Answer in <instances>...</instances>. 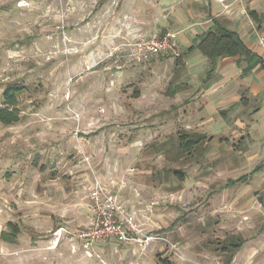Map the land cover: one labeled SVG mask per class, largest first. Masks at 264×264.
Wrapping results in <instances>:
<instances>
[{
  "label": "rangeland",
  "instance_id": "obj_1",
  "mask_svg": "<svg viewBox=\"0 0 264 264\" xmlns=\"http://www.w3.org/2000/svg\"><path fill=\"white\" fill-rule=\"evenodd\" d=\"M102 2L0 0V109L5 91L23 89L16 96L20 121L0 124V264H159L157 255L172 264H216L189 253L205 246L218 254V241L234 228L217 233L224 219H264L263 177L253 181L257 189L251 182L225 189L227 180L264 162L238 161L229 144L213 145L200 161L177 157L185 119L167 93L182 71L138 65L132 45L141 41L104 51L92 23ZM119 164L124 173L114 171ZM96 181L117 201L135 183L140 197L146 188L145 200L164 215L151 231L135 218L144 231L133 237L150 241L86 248L79 234L94 218ZM119 203L133 215L130 204ZM247 203L250 210L242 209ZM192 214L196 220L205 215L206 227L190 229ZM10 224L18 229L16 238ZM197 233L209 237L198 244Z\"/></svg>",
  "mask_w": 264,
  "mask_h": 264
},
{
  "label": "crops",
  "instance_id": "obj_2",
  "mask_svg": "<svg viewBox=\"0 0 264 264\" xmlns=\"http://www.w3.org/2000/svg\"><path fill=\"white\" fill-rule=\"evenodd\" d=\"M79 18L83 19V14ZM92 23L97 33L96 42L104 44V51L120 46L125 48L130 43L167 33H178L176 39L180 57L163 56L147 63L154 62V69H159L162 65L170 69L174 67V74L182 71L181 77L173 84L170 80V91L167 93L169 98L180 103V118L185 119V131L179 137L183 135L187 140L200 142L197 145L198 151L193 154L199 161L204 158V151L213 145L221 148L222 144H229L235 150L231 152V156L238 161L250 165L252 162H264V0H104L99 15L94 17ZM217 29L237 34L245 48L256 57H221L216 64V71L209 77L210 61L199 51L198 46L204 36ZM162 58L168 59L167 62L161 63ZM240 60L241 65L238 66ZM219 158L221 163L225 162L223 154H219ZM123 167L124 164H119L114 171L124 173ZM257 168L262 169L251 175ZM247 175L251 177L246 182L227 186L229 181H237ZM257 177H263L260 188L253 183ZM116 180L120 181L121 177ZM249 182L264 193V163L235 179L227 180L225 189H237L241 184ZM137 186L140 187L135 183L118 199L125 205L130 204L132 208L129 209L140 224L147 230H154V226H159V214H164L158 213V209L151 208L147 203L146 188L143 197L134 194ZM152 193L154 195L155 187ZM250 204L247 203L242 209L250 210ZM194 214L189 216V228L194 229L196 225L206 227V216H200L201 219L196 220ZM246 215L247 218L237 219L234 224L224 219L220 229H215L217 233H222V230L234 227L231 236L225 235L218 241L222 244L218 254L215 253L216 249L203 246L204 250L201 252L191 251L190 257H208L213 258L216 264H226L231 255L233 259L230 264H264V219L254 214ZM197 235L199 238L194 237V242L209 237L207 234ZM93 243L86 244V248L92 247ZM230 244H240L241 247L233 253ZM159 256L157 255L159 264H162V259L169 258ZM170 261L172 263L171 259ZM175 264L186 263L181 259L179 263L176 260Z\"/></svg>",
  "mask_w": 264,
  "mask_h": 264
},
{
  "label": "built area",
  "instance_id": "obj_3",
  "mask_svg": "<svg viewBox=\"0 0 264 264\" xmlns=\"http://www.w3.org/2000/svg\"><path fill=\"white\" fill-rule=\"evenodd\" d=\"M70 11L67 10V12ZM67 12L62 11V14L67 15ZM177 35L178 33L175 32L167 33L132 45L134 61L137 64H145L163 56L180 57ZM90 199L93 202V222L90 228L79 234L87 245L93 242L113 241L122 244L143 241L141 238L133 237L144 231L136 222L135 217L127 213L112 192L99 181L94 183ZM148 240L149 237L146 236L143 242H148Z\"/></svg>",
  "mask_w": 264,
  "mask_h": 264
},
{
  "label": "trees",
  "instance_id": "obj_4",
  "mask_svg": "<svg viewBox=\"0 0 264 264\" xmlns=\"http://www.w3.org/2000/svg\"><path fill=\"white\" fill-rule=\"evenodd\" d=\"M198 49L201 53H204L209 61L211 71L209 72V77L216 71L217 67L216 64L218 59L221 57H237V56H249V57H256L252 54L251 51L245 48L244 44L240 40L237 34L230 33L228 31L217 29L215 32H209L206 36L203 37V41L198 46ZM241 65V60L238 62V66ZM23 91L22 88L15 86V88H9L4 93V103L6 104L5 107L0 109V124L5 126H12L15 125L20 121L19 111L16 108V96ZM186 137L181 135L179 137V141L181 144L178 148L177 157L185 156V154L190 155L191 157L193 154L198 151L197 145L200 143L197 140H187ZM262 168H257L254 170L251 175L258 173ZM176 175H179L180 179L183 180V172L182 171H175ZM251 175L243 176L237 181H229L227 186H235L238 183L246 182ZM11 228H13V235L12 237L16 238L18 229L15 225L10 224ZM6 236V238L4 237ZM5 239H8L7 234H3ZM229 247L231 250H234L233 253L237 252L236 250L241 247V245L230 244ZM233 259V256L230 255V258L227 259L226 264H230ZM162 264H172L170 259H162Z\"/></svg>",
  "mask_w": 264,
  "mask_h": 264
}]
</instances>
